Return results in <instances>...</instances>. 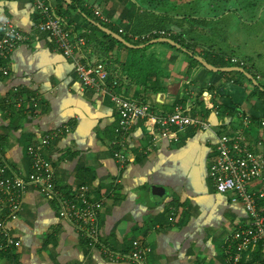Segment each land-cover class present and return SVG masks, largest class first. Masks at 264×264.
Wrapping results in <instances>:
<instances>
[{"label": "crops", "instance_id": "1", "mask_svg": "<svg viewBox=\"0 0 264 264\" xmlns=\"http://www.w3.org/2000/svg\"><path fill=\"white\" fill-rule=\"evenodd\" d=\"M71 1L50 0L68 29L86 38L85 60L106 64L110 77L118 81V93L148 103L158 113L182 105L211 127L187 128L177 141L163 139L153 146L148 126L141 123L126 142L130 161L120 167L111 144L119 121L113 102L81 87L72 60L35 30L38 15L32 0H0V26L9 20L30 32L28 41L10 54L8 74L0 76V143L10 167L28 175L30 149L46 132L68 125L69 132L53 140L44 156L60 190L67 193L87 184L93 196L103 200L97 217L101 243L127 253L137 240L148 248L146 264H231L224 242L246 221V213L234 193L216 192L208 172L220 135L243 132L254 143L264 133L259 125L264 100L248 97L253 83L242 73L208 70L168 43H154L133 54L130 47L93 30L88 25L92 19L71 8ZM75 1L93 15L99 10L107 19L104 27L133 45H143L133 36L162 29L168 32L165 38L182 41L207 62L222 58L229 67L238 66L230 62L232 57L244 61L245 66L238 67L264 89V0L252 7L248 0ZM249 9L260 15L252 38L244 26L256 23H246L242 16L243 11L251 14ZM132 61L137 65L129 73ZM245 116L251 121L248 127L243 125ZM155 187L163 188L160 194ZM57 209L55 201L27 186L18 218L8 223L16 245L0 251V264H132L110 261L60 219ZM257 260L263 262L264 255L255 251L237 264Z\"/></svg>", "mask_w": 264, "mask_h": 264}, {"label": "built area", "instance_id": "2", "mask_svg": "<svg viewBox=\"0 0 264 264\" xmlns=\"http://www.w3.org/2000/svg\"><path fill=\"white\" fill-rule=\"evenodd\" d=\"M32 3L38 15L35 30L52 39L58 49L72 60L81 87L95 91L102 98L109 97L116 107L119 121L111 144L115 147L113 157L120 167L130 161L126 154V142L133 127L141 123L148 126L153 146L163 139L177 141L179 133L187 128L205 130L211 127L210 121L188 114L182 105H175L169 113H158L148 103L128 99L118 93V81L110 77L106 64L85 60L82 51L87 44L86 38L68 29L50 0H32ZM94 15L101 21H107L99 10L94 11ZM0 28V76H6L10 54L28 41L30 32L21 30L9 20L2 22ZM167 35L166 30L153 29L132 39L144 42ZM229 60L238 66H245L244 61L234 57ZM250 124L245 116L243 125L248 127ZM259 125L264 128V119L259 121ZM69 130L66 125L41 136L30 149L32 164L28 175L10 167L0 143V251H7L16 245L8 223L18 218L26 187L32 185L45 198L55 201L60 219L72 224L81 238L98 247L110 261L121 259L132 264H146L148 248L137 240L127 253L114 252L101 243L97 217L103 200L93 196L90 185L81 184L67 193L55 185L53 170L44 156V150ZM248 138L243 132L220 135L216 143L217 154L208 172L216 192L234 193L246 213V221L239 223L224 242L225 256L231 264L239 263L243 256L248 257L255 251L264 255V133L254 143ZM4 209L5 215L2 214ZM255 264H264V261L257 260Z\"/></svg>", "mask_w": 264, "mask_h": 264}, {"label": "trees", "instance_id": "3", "mask_svg": "<svg viewBox=\"0 0 264 264\" xmlns=\"http://www.w3.org/2000/svg\"><path fill=\"white\" fill-rule=\"evenodd\" d=\"M69 5H70L71 8H73V9H78L79 12H80L81 14H85V15H86V18H90V19H92V20H94V21L100 23L101 25L106 26L105 22H102V21H100L99 19H97L95 15L91 14V13L88 12V11H84V9H81V7L79 6V3H77L75 0H72L71 3H70ZM189 15L191 16L192 14H189ZM189 15L187 16V18H190ZM88 25H89L93 30H95L96 32H98V33H100L101 35H103V37H106L107 39H109L111 42L116 43V44H118V45H120V46L125 47V45H123L122 43L118 42L117 40H115V39H114L113 37H111L110 35L104 33L102 30H100V29H99L98 27H96L95 25H93V24H91V23H88ZM164 26H165V28H166L170 33L172 32V29H171L168 25H164ZM169 37L171 38V36H169ZM127 40H128V39H127ZM175 40H176V39H175ZM128 41H129V40H128ZM176 41H178V43L181 44L182 47L186 48L188 51L193 52V54H195V55H200L199 53H197V52L194 50V48H192V47H190V46L184 44V43H183L182 41H180V40H176ZM146 42H148V41H144V42H141V43L144 44V43H146ZM141 43H140V44H141ZM165 44H166V43H165ZM166 45H169V44H166ZM169 46H170L171 48H174V47L171 46V45H169ZM148 47H149V46L144 47V48H142V49H138V48H127V49H128L129 51H131L133 54H137V53H140V52L145 51ZM175 49H176V48H175ZM177 50L182 51V49H177ZM185 54L189 57V59H190V61H191L192 63H194V64H198V62H197V61H196L191 55H189L188 53H185ZM134 60H135V58H134ZM208 62L211 63V64L214 65V66H217V67H224V66L227 65V64L222 60V58L219 59V60H216V61H210V60H208ZM136 65H137L136 62H135V61H132V63H130V65L127 67L128 72H129V71H133V70H134V67H135ZM129 73H132V72H129ZM222 73H225V72H222ZM252 87H253V92L250 93L248 97L250 98V97H253V96H257L259 99L262 98V99L264 100V89L260 88L259 86H255V85H253V84H252ZM262 87L264 88V85H262Z\"/></svg>", "mask_w": 264, "mask_h": 264}, {"label": "water", "instance_id": "4", "mask_svg": "<svg viewBox=\"0 0 264 264\" xmlns=\"http://www.w3.org/2000/svg\"><path fill=\"white\" fill-rule=\"evenodd\" d=\"M93 25H95L96 27H98L99 29H101L103 32H105L106 34L111 35V37H113L114 39H116L117 41H119L120 43H122L123 45L130 47V48H143L146 47L148 45L154 44V43H160V42H164V43H168L174 47H177L179 49H182L184 52L188 53L189 55H191L196 61H198L202 66H204L206 69L214 71V72H231V71H236V72H240L242 73L244 76H246L249 80L252 81V83L256 86H259V83L257 82V80L252 76V74H250L248 71H246L244 68L242 67H238V66H229V67H216L213 66L212 64L208 63L202 56L200 55H194L192 52L188 51L186 48L182 47L179 43L169 39V38H157V39H153L150 40L149 42L143 44V45H133L130 42L126 41L121 35H119L118 33H115L113 31H111L110 29L102 26L100 23H97L93 20H89ZM155 190L158 191L157 194H160V190H163V188L160 187H155Z\"/></svg>", "mask_w": 264, "mask_h": 264}, {"label": "rangeland", "instance_id": "5", "mask_svg": "<svg viewBox=\"0 0 264 264\" xmlns=\"http://www.w3.org/2000/svg\"><path fill=\"white\" fill-rule=\"evenodd\" d=\"M250 1V6L252 7L254 4H256V2H257V0H248V2ZM249 11L251 12V14L250 13H246V12H242V16H243V18H244V20H245V22L246 21H248V20H254L255 21V23L256 24H251V25H245L244 26V30H245V33H246V35L247 36H250V38H252L253 36H255L257 33H258V28H257V22L259 21V19H258V17L260 16H258V14H255L254 15V12L251 10V9H249ZM259 11H260V8L258 9V11H257V13H259ZM264 11V10H263ZM213 13H211V15H212ZM251 15L252 16H255V18H253V17H251ZM236 19H238V18H236ZM236 19H234V22H239V20L240 19H238V20H236ZM261 21H264V13L261 15V19H260ZM247 23V22H246ZM239 27L242 29V26L241 25H239ZM263 56H264V54H263Z\"/></svg>", "mask_w": 264, "mask_h": 264}]
</instances>
